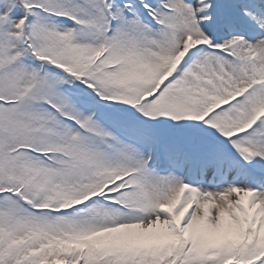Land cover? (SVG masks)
<instances>
[{"label": "snow or ice", "instance_id": "snow-or-ice-1", "mask_svg": "<svg viewBox=\"0 0 264 264\" xmlns=\"http://www.w3.org/2000/svg\"><path fill=\"white\" fill-rule=\"evenodd\" d=\"M0 264H264V0H0Z\"/></svg>", "mask_w": 264, "mask_h": 264}]
</instances>
